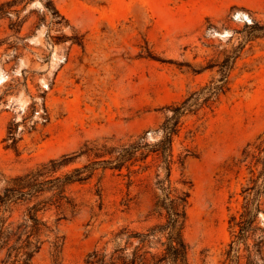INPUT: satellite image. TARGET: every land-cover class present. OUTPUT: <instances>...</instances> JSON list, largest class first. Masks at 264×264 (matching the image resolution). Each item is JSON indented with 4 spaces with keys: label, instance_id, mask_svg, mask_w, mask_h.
<instances>
[{
    "label": "rangeland",
    "instance_id": "obj_1",
    "mask_svg": "<svg viewBox=\"0 0 264 264\" xmlns=\"http://www.w3.org/2000/svg\"><path fill=\"white\" fill-rule=\"evenodd\" d=\"M256 22L264 25V0H0V193L51 161L56 170L42 180L75 169L85 178L65 189L74 212L48 189L1 208L0 219L16 226L46 202L38 216L48 230L31 264H92L93 251L108 258L124 244V228L163 221L152 214L162 161L143 159L144 147L113 167L121 148L160 140L168 108L192 96L173 137L171 187L190 183V264H228L230 218L262 167L243 162L245 151L264 155Z\"/></svg>",
    "mask_w": 264,
    "mask_h": 264
},
{
    "label": "trees",
    "instance_id": "obj_2",
    "mask_svg": "<svg viewBox=\"0 0 264 264\" xmlns=\"http://www.w3.org/2000/svg\"><path fill=\"white\" fill-rule=\"evenodd\" d=\"M252 28L264 36V25L256 22ZM191 98L180 105L168 108L171 115L166 116L161 126L162 137L160 140L150 147L149 145L136 144L121 148L115 159L117 164L113 167L121 169L144 147H147L148 153L143 159H147L150 154H155L162 161L166 169V176L163 180L156 182L161 196L157 197L152 214H156L163 221L147 228L145 232H129L124 228L119 233L124 244L116 246L108 258L102 251H93L89 255L92 264H190V247L184 237L190 183L182 181L183 184L189 185L187 190L174 189L171 187V174L173 137L179 132L182 117L194 106L190 103ZM258 152L259 155L264 153V141L258 147ZM189 155L188 152L179 159L182 169H184L185 160ZM250 157L260 163L262 167L258 175L254 177L253 174L247 185L242 188L243 202L237 213L230 218L232 236L225 260L228 264H264V227L261 226L264 218V155L257 156L255 153L245 151L243 162ZM53 164L54 161H51L49 164L42 165L35 172L15 178L14 185L5 188L4 192L0 193V210L3 206L8 208L9 205L18 201H30L37 194L48 189L56 191L54 197L57 207H62L65 200L74 212L76 206L65 195V189L69 184L85 180L79 176L82 169H75L73 174L66 175L62 179L42 180L45 174L56 170V167L49 168ZM45 203L39 201L29 207L24 221L16 226L13 223L7 224L5 218L0 219V252L7 251L2 264H31L34 253L39 251L42 245L39 237L48 230L46 222L38 216L39 211L45 206L42 204ZM24 236L25 238H23ZM57 243L58 239L56 238L53 244L57 245Z\"/></svg>",
    "mask_w": 264,
    "mask_h": 264
},
{
    "label": "bare ground",
    "instance_id": "obj_3",
    "mask_svg": "<svg viewBox=\"0 0 264 264\" xmlns=\"http://www.w3.org/2000/svg\"><path fill=\"white\" fill-rule=\"evenodd\" d=\"M5 76L3 74L0 75V84L4 82Z\"/></svg>",
    "mask_w": 264,
    "mask_h": 264
}]
</instances>
